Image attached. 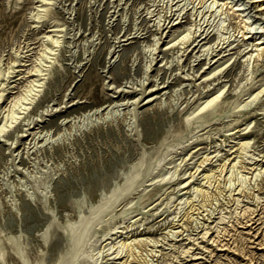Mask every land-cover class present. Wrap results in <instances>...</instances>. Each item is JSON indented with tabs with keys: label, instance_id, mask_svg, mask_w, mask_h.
<instances>
[{
	"label": "rangeland",
	"instance_id": "rangeland-1",
	"mask_svg": "<svg viewBox=\"0 0 264 264\" xmlns=\"http://www.w3.org/2000/svg\"><path fill=\"white\" fill-rule=\"evenodd\" d=\"M258 39L264 0H0V264H264Z\"/></svg>",
	"mask_w": 264,
	"mask_h": 264
},
{
	"label": "bare ground",
	"instance_id": "bare-ground-1",
	"mask_svg": "<svg viewBox=\"0 0 264 264\" xmlns=\"http://www.w3.org/2000/svg\"><path fill=\"white\" fill-rule=\"evenodd\" d=\"M224 4V3H223ZM171 8V7H170ZM170 17V16H169ZM159 21V20H158ZM157 21V22H158ZM170 21H172V20H168L167 21V24L168 23H170ZM163 22V21H162ZM162 22H160V23H162ZM195 23V22H194ZM198 23V22H197ZM159 24V23H158ZM167 24H165L164 26L165 27H167ZM162 25V24H161ZM170 25V24H169ZM194 26H195V24H193ZM200 25H201V23H200ZM156 26H158V25H156ZM155 26V27H156ZM193 26V27H194ZM163 27V26H162ZM164 27V28H165ZM163 28V29H164ZM198 28H199V26H198ZM160 29V28H159ZM183 31V30H182ZM182 31H181V33H182ZM188 31H190L189 29H188ZM159 32H160V30H159ZM184 32V31H183ZM197 32H198V30H197ZM206 32V31H205ZM238 32H241V30H238ZM176 34V39H177V37H178V39H177V41H179L180 43H184L185 44V42L186 41H188V33H190V32H187L186 34H185V32H184V34ZM162 34H163V32H162ZM244 34V32H241V35H243ZM158 36H159V34H158ZM175 37H173V38H171L170 40H168V41H166V42H171L172 40L174 41V39H175ZM246 36H244V38H245ZM157 38V37H156ZM160 38V37H159ZM56 40H59V39H57V38H55ZM222 39V38H221ZM222 40H225V39H222ZM55 41V40H54ZM53 41V42H54ZM191 41H192V39H191ZM157 42V41H156ZM176 42V40L174 41V42H172V43H175ZM255 42H256V47H257V51H256V53H255V55L256 56H261V54L263 53L262 52V50H263V48L264 47H260L259 45L262 43L259 39L256 41L255 40ZM57 43V42H56ZM194 43V42H193ZM46 45V44H45ZM262 46H263V44H262ZM204 48V47H203ZM209 49V48H208ZM114 50H115V48H113V46H112V49H110V53H111V55L109 56V59L111 58V56L113 55V52H114ZM108 52V53H109ZM152 53V52H151ZM210 53V52H209ZM253 55V54H252ZM153 56V55H152ZM248 57V56H247ZM249 57H250V55H249ZM15 58V57H14ZM48 61V60H47ZM153 61V60H152ZM149 62V61H148ZM150 65H151V63L149 62L148 63V65L145 67L146 69L147 68H149L150 67ZM38 70V69H37ZM44 70V69H43ZM208 72V71H207ZM206 72V73H207ZM19 73V72H18ZM205 73V74H206ZM38 74V73H37ZM44 74V73H43ZM40 74H38V76H39ZM209 75V74H208ZM7 76V75H6ZM41 76V75H40ZM43 76V75H42ZM207 76V75H206ZM211 76V75H210ZM41 78V77H40ZM43 78V77H42ZM36 79H37V77H36ZM35 79V80H36ZM41 81V80H40ZM44 81V80H43ZM142 82V81H141ZM42 84L44 85V83L42 82ZM43 85H41V87H40V85H39V87L40 88H42V86ZM38 87V88H39ZM38 90V89H37ZM41 90V89H40ZM3 95V94H2ZM216 96V95H215ZM139 97V96H138ZM217 97V96H216ZM215 97V98H216ZM214 98V97H213ZM212 100V99H211ZM132 102H133V100H132ZM136 102V101H135ZM134 102V103H135ZM138 102V101H137ZM208 102H210V101H208ZM207 102V103H208ZM116 103V102H115ZM114 103V105H116ZM123 103V102H122ZM121 104V103H120ZM119 103L117 104V105H120ZM110 104H107L106 106H105V108L107 107V106H109ZM206 105V104H205ZM111 106V105H110ZM102 107V105H100L97 109H99V108H101ZM113 107V106H112ZM133 108V107H132ZM201 108V107H200ZM202 109V108H201ZM198 110V109H197ZM96 111V110H95ZM92 113H93V111H92ZM95 113V112H94ZM97 113V112H96ZM99 113V112H98ZM117 113V110L116 109H113V110H109L106 114H105V117H107V118H109V117H111V116H113L114 114H116ZM39 113H37V115H38ZM193 114V113H192ZM90 115V114H89ZM93 115V114H92ZM86 116V115H85ZM91 116V115H90ZM94 116V115H93ZM101 116V115H100ZM114 116H116V115H114ZM133 116V115H132ZM32 117V116H31ZM89 117V116H88ZM95 117V116H94ZM104 117V118H105ZM106 118V119H107ZM31 119V118H30ZM33 119V118H32ZM89 119H92L91 117L89 118ZM62 120V119H61ZM133 120V119H132ZM90 121V120H89ZM91 123V122H90ZM93 123V122H92ZM129 123V122H128ZM3 126V125H2ZM0 127H1V125H0ZM73 127V126H72ZM5 129V128H4ZM2 131V129L0 128V132ZM63 133L64 132H61V133H59L58 135L59 136H61V135H63ZM17 136V135H16ZM241 142V141H240ZM238 149V148H237ZM230 153V152H229ZM241 153V152H240ZM207 158V157H206ZM229 158V157H228ZM228 158H226V159H228ZM204 161V160H203ZM228 161V160H227ZM225 162V161H224ZM240 164V163H239ZM234 165V164H233ZM221 166V165H220ZM223 166V165H222ZM243 166V165H242ZM252 167V166H251ZM264 168V167H263ZM221 170V169H220ZM251 170V169H250ZM262 171V170H261ZM212 172H214V171H212ZM248 173V172H247ZM210 174V173H209ZM218 175V174H217ZM250 176V175H249ZM256 177V176H255ZM216 178V177H215ZM208 179H210V178H208ZM217 185L215 184V186H214V188L216 187L217 188V190L220 192L221 191V189H219V186H218V182H219V179H218V177H217ZM215 180V181H216ZM210 181V180H209ZM212 186V187H213ZM201 188V187H200ZM200 190V189H199ZM208 190V189H207ZM206 189H204L203 188V190L202 191H200L201 192V199L203 200L202 202L204 203V202H206L207 203V201L209 200V191H207ZM223 190V189H222ZM199 193V192H198ZM247 193V192H246ZM221 194V193H220ZM211 195V194H210ZM213 195H214V193H213ZM222 195V194H221ZM212 196V195H211ZM213 197V196H212ZM238 198V197H237ZM211 199V198H210ZM220 199V198H219ZM218 200V199H217ZM233 202H234V200H233ZM213 203V202H212ZM216 204V203H215ZM233 205V204H232ZM249 205V204H248ZM247 205V206H248ZM260 205V204H259ZM246 206V205H245ZM246 206V207H247ZM256 206V205H255ZM249 207V206H248ZM253 207V206H252ZM260 207V206H259ZM263 207V206H262ZM256 208H258V207H256ZM262 210V209H261ZM254 211H256V209L254 210ZM199 212V211H198ZM247 212V211H246ZM253 212V211H252ZM264 212V211H263ZM255 213V212H254ZM253 213V214H254ZM238 214V213H237ZM204 215V214H203ZM241 215V214H240ZM245 215V214H244ZM234 216V215H233ZM237 216V215H236ZM241 216H243V215H241ZM247 216V215H246ZM259 216V215H258ZM262 216V215H261ZM238 217V216H237ZM253 217V216H252ZM251 216H250V219L252 218ZM257 217V216H256ZM185 218V217H184ZM231 218V217H230ZM242 218H244V217H242ZM240 219V218H239ZM249 219V218H248ZM258 219V218H257ZM260 219V218H259ZM263 220H264V218H263ZM244 221V220H243ZM238 222V221H237ZM246 222V221H245ZM254 222H255V220H254ZM233 223V222H232ZM248 223H250V222H248ZM248 223H246V224H248ZM251 223H252V221H251ZM250 223V224H251ZM235 224V223H234ZM246 224H245V226H246ZM262 224V223H261ZM240 225V224H239ZM263 225V224H262ZM262 225H260V226H262ZM231 226H233V225H231ZM238 226V225H237ZM255 226V225H254ZM259 226V227H260ZM212 227V226H211ZM240 227V226H239ZM249 228V227H248ZM234 229V231L236 230L235 229V227L233 228ZM199 230V229H198ZM210 230V229H209ZM223 230V229H222ZM239 230V229H238ZM248 230V229H247ZM247 230H246V232H247ZM254 230V229H253ZM263 230H264V228H263ZM215 231V230H214ZM220 231V230H219ZM255 231V230H254ZM176 232V231H175ZM182 232V231H181ZM237 232V231H236ZM263 232V231H262ZM171 233V232H170ZM172 233H174V232H172ZM228 233V232H227ZM230 233V232H229ZM248 233H250V232H248ZM254 233H256V232H254ZM257 233H258V231H257ZM256 233V234H257ZM181 234V233H180ZM192 234V233H191ZM198 234V233H197ZM207 234V233H206ZM260 234V233H259ZM189 235V234H188ZM217 235V234H216ZM224 235V234H223ZM230 235V234H229ZM235 235V234H234ZM254 235V234H253ZM264 235V234H263ZM244 236V235H243ZM251 236V235H250ZM256 236V235H255ZM174 237H175V235H174ZM200 238H201V235L199 236ZM219 237V236H218ZM252 237V236H251ZM169 238V237H168ZM228 238V237H227ZM235 238H237V237H235ZM245 238V237H244ZM262 238L263 237H261V240H262ZM205 239H206V237H205ZM208 239V238H207ZM206 239V240H207ZM220 239V238H219ZM230 239V238H229ZM240 239V238H239ZM238 239V240H239ZM151 240V239H150ZM192 240V239H191ZM228 240V239H227ZM232 240V239H231ZM235 240V239H234ZM237 240V239H236ZM237 240V241H238ZM251 240H253V239H251ZM207 241H209V240H207ZM213 240L211 239V242H212ZM230 241V240H229ZM257 241V240H256ZM153 243H154V241H152ZM193 242V241H192ZM195 242V241H194ZM201 242V241H200ZM210 242V241H209ZM217 242V241H216ZM242 242H243V240H242ZM250 242V241H249ZM254 242V241H253ZM181 243H183V242H181ZM196 243V242H195ZM223 243H225L224 241H223ZM232 243H234V241L232 242ZM215 244V243H214ZM216 244H218V243H216ZM239 244V243H238ZM250 244V243H249ZM248 244V245H249ZM262 244H263V242H262ZM178 245V244H177ZM232 246H233V244H231ZM242 245H243V243H242ZM245 245V244H244ZM254 245V244H253ZM259 245V244H258ZM123 246H124V248H125V251L126 252H124L125 253V255H126V257L128 258V257H130V259L128 260V261H126L127 260V258L126 259H123L124 261H122V263L121 264H130L131 263V259H137V261H138V263H141V261L143 262V258L145 257H139L140 256V254H141V250L139 249V248H137L136 250H135V248L137 247V246H140V247H142V248H144L143 246H145V243L143 242V239H133V240H131V241H124L123 242ZM199 246V245H198ZM206 246V245H205ZM220 246V245H219ZM222 246V245H221ZM230 246V245H229ZM235 246H236V244H235ZM234 246V247H235ZM239 246V245H238ZM176 247V246H175ZM225 247V246H224ZM227 247H228V245H227ZM260 247V246H259ZM177 248V247H176ZM185 248V247H184ZM211 248V247H210ZM217 248V247H216ZM258 248V247H257ZM145 249V248H144ZM221 249V248H220ZM231 249L233 250V248L231 247ZM246 249V248H245ZM206 250V249H205ZM215 250V249H214ZM179 251V250H178ZM241 251V250H240ZM243 251V250H242ZM89 253H91V251H88ZM237 252V251H236ZM144 253V252H143ZM243 253V252H242ZM251 253V252H250ZM169 254V253H168ZM171 254H172V252H171ZM207 254V253H206ZM212 254H213V251H212ZM244 254V253H243ZM181 255V254H180ZM200 255V254H199ZM245 255V254H244ZM247 255H249V254H247ZM247 255H245V256H247ZM152 256V255H151ZM169 256H170V254H169ZM192 256V255H191ZM213 256V255H212ZM184 257V256H183ZM193 257V256H192ZM203 257V256H202ZM248 257V256H247ZM92 258V257H91ZM194 258V257H193ZM192 258V259H193ZM210 258H211V255H210ZM250 258V257H249ZM141 259V260H140ZM175 259V258H174ZM180 259V258H179ZM230 259V258H229ZM243 259V258H242ZM182 260V259H181ZM212 260V259H211ZM234 260V259H233ZM252 260H254V259H252ZM164 261V260H163ZM192 261V260H191ZM207 261V260H206ZM248 261V260H247ZM246 261V262H247ZM250 261V260H249ZM167 262V261H166ZM179 262V261H178ZM200 262V261H199ZM202 262V261H201ZM239 262V261H238ZM252 262V261H251ZM180 263V262H179ZM195 263V262H194ZM214 263V262H213ZM213 263H211V264H213ZM142 264H144V263H142ZM148 264V263H147ZM166 264V263H165ZM181 264V263H180ZM196 264H198V263H196Z\"/></svg>",
	"mask_w": 264,
	"mask_h": 264
}]
</instances>
